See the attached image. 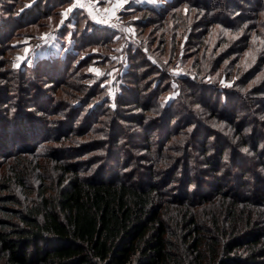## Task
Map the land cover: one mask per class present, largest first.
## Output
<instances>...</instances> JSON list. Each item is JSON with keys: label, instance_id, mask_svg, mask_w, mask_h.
<instances>
[{"label": "trees", "instance_id": "trees-1", "mask_svg": "<svg viewBox=\"0 0 264 264\" xmlns=\"http://www.w3.org/2000/svg\"><path fill=\"white\" fill-rule=\"evenodd\" d=\"M237 1L218 8L264 12V0ZM176 13L158 15L175 20ZM186 21L180 17L177 28ZM8 24L0 15L2 56ZM263 25L261 18L258 29ZM259 35L256 54L264 48ZM46 60L45 69L33 70L41 77L26 78L0 59V264H264V154L255 170L235 155L223 168L224 145L220 160L204 152L208 170L196 184L185 161L187 178L180 176L182 162L165 153V142L156 146L142 118L130 120L144 138L139 146L112 120L100 140L78 143L90 125L55 98L67 81ZM257 73L260 79L264 61L252 78Z\"/></svg>", "mask_w": 264, "mask_h": 264}, {"label": "rangeland", "instance_id": "rangeland-1", "mask_svg": "<svg viewBox=\"0 0 264 264\" xmlns=\"http://www.w3.org/2000/svg\"><path fill=\"white\" fill-rule=\"evenodd\" d=\"M45 1L0 0V15L9 22L2 43L7 51L0 59L14 72L24 70L26 78L41 77L33 70L45 69L42 59L62 69L59 78L67 82L55 87V98L85 116L82 125L85 120L90 125L89 133L74 141L100 140L112 120L118 122L114 130L126 132V142L139 146L144 138L130 120L142 118L150 122L156 146L165 142V153L182 162L180 176L187 178L189 170L196 184L208 170L203 153L220 160L221 145L223 168L234 155L258 168L257 156L264 154V74L259 79L252 73L264 61V48L256 54L264 12L218 8L234 0H79L84 6L65 18L77 0ZM117 3L122 6L115 8ZM174 10L175 20L164 21L161 15ZM180 17L187 21L177 28ZM250 67L251 75H240V68ZM79 100L86 104L74 108ZM140 148L133 147V153L145 152ZM161 166L170 169L163 161Z\"/></svg>", "mask_w": 264, "mask_h": 264}, {"label": "snow or ice", "instance_id": "snow-or-ice-1", "mask_svg": "<svg viewBox=\"0 0 264 264\" xmlns=\"http://www.w3.org/2000/svg\"><path fill=\"white\" fill-rule=\"evenodd\" d=\"M101 2H103V0H101ZM84 5L83 4H81V3H79V0H77V3H75V4H73L71 7H69L64 13H63V16L65 17V18H67V16H68V14L70 13V12H72L73 11V9L75 8V7H83ZM122 6V3H117L116 5H115V8H119V7H121ZM105 11L107 12V11H109L108 9H105ZM112 14L114 15V9L112 10ZM101 23H108V21L107 20H102V21H100ZM61 23H63V21H61ZM131 31V30H130ZM92 71H97L98 72V70H95V69H92ZM98 74H99V72H98Z\"/></svg>", "mask_w": 264, "mask_h": 264}]
</instances>
